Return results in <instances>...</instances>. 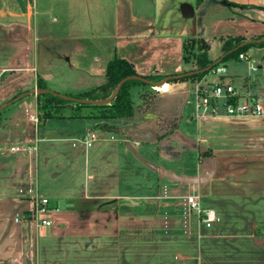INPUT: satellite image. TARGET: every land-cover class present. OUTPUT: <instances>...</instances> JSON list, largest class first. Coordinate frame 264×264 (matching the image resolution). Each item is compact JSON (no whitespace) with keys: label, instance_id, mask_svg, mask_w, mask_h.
<instances>
[{"label":"crops","instance_id":"crops-1","mask_svg":"<svg viewBox=\"0 0 264 264\" xmlns=\"http://www.w3.org/2000/svg\"><path fill=\"white\" fill-rule=\"evenodd\" d=\"M181 3L193 7L192 17L181 15ZM214 34L222 42L264 37V0H0V105L3 83L21 73L31 90L38 79L66 95L94 89L105 82L114 57L140 76L181 75L191 69L177 64H186L183 43L198 40L207 52L200 39ZM244 53L259 63L258 72L243 63L250 71L243 90L227 76L241 95L262 96L264 47ZM171 80L131 87V117L49 118L36 130V95L27 115L18 108L0 116V171L7 174L0 192V264L63 262L59 246L94 249L129 218L180 212L188 193L198 194L221 220L235 215L249 227H264V215H256L264 212V116L197 117L198 81L188 79L192 96L186 79ZM89 133L95 139L84 148L80 140ZM21 140L23 150L10 151ZM36 195L48 200L41 218L49 226L30 218Z\"/></svg>","mask_w":264,"mask_h":264},{"label":"rangeland","instance_id":"rangeland-1","mask_svg":"<svg viewBox=\"0 0 264 264\" xmlns=\"http://www.w3.org/2000/svg\"><path fill=\"white\" fill-rule=\"evenodd\" d=\"M216 32L218 31L215 30L214 33ZM200 40L206 42L208 56L215 60L220 54L221 36L214 34ZM243 63L246 62L229 60L221 63L226 67V74L232 76L234 84L237 88L241 87V90H243L241 81L249 71ZM177 64H181L183 70L190 67L191 69L187 71L195 69L193 61ZM233 71L239 74L233 75ZM19 75L23 77L3 83V104L0 106L12 101L0 111V116L3 118L7 113L18 108L24 113L27 103L34 101L33 94L19 99L13 98V95L17 93V87L24 90L29 89L28 86H30L28 76L22 73ZM203 77L202 83H214L218 80L211 70ZM191 80L186 79L183 82L188 83L191 89L189 95L193 96L194 83ZM33 106L34 102L32 111ZM71 107L70 104L64 105L63 113L70 114ZM97 111L98 109L86 110L85 108L81 113H97ZM24 115L27 114L24 113ZM42 125V121L36 123V130ZM13 146L21 148L24 147V143L21 140L16 144L13 143ZM0 153L3 154V152ZM0 159L3 157L0 156ZM6 175L0 171V192L3 191V180ZM179 208L180 212L176 214L144 213L145 217L137 215L135 221L129 218L127 226L119 228L117 236L96 243L94 249L75 244L61 245L59 248L68 250L67 252L61 249L58 251L59 256L65 258V261L54 264H264V227H249L234 215L230 217V220L223 218L211 229H204L198 224L196 215L183 210L182 207ZM256 215L263 216L264 212ZM246 217L249 218L248 215Z\"/></svg>","mask_w":264,"mask_h":264},{"label":"trees","instance_id":"trees-1","mask_svg":"<svg viewBox=\"0 0 264 264\" xmlns=\"http://www.w3.org/2000/svg\"><path fill=\"white\" fill-rule=\"evenodd\" d=\"M202 0H197L201 2ZM230 5L229 2H226ZM244 42V38L238 37H226L223 39L221 46V56L215 60L209 59L206 50L202 46L201 42L195 39H189L183 43V60L185 63L193 61L195 65L194 70L206 69L210 67L208 71H203L191 76H184L180 79H193L199 81L206 75L214 66L212 64L220 59L221 63L228 60H238V55L246 52L253 46L264 47V41L259 43H248L241 46ZM192 58V60H191ZM192 70V71H194ZM140 76L136 73L133 65L124 58L114 57L108 61L105 70V82L102 85L95 87L89 91H85L75 95H68L71 97L85 99V100H102L108 98L114 91L119 81L128 76ZM149 81H160L161 77L141 76ZM179 79H173L171 81H177ZM135 85H148L147 83L130 79L123 83L119 91L114 95L113 99L103 105H91L79 102H72L69 100L61 99L50 93H40L36 95V108H37V121H44L49 118H81V117H96L102 119L113 118H126L131 117L133 114V103L131 100L130 89ZM36 86L38 89H46V86L38 79ZM22 93V92H21ZM17 93L13 98H16ZM70 104L72 111L70 114L65 115L63 113V106ZM98 109L97 113H81L82 109Z\"/></svg>","mask_w":264,"mask_h":264},{"label":"built area","instance_id":"built-area-1","mask_svg":"<svg viewBox=\"0 0 264 264\" xmlns=\"http://www.w3.org/2000/svg\"><path fill=\"white\" fill-rule=\"evenodd\" d=\"M238 60L245 61L248 68L253 73H257L260 69L259 63H256L253 59L247 56L246 53L238 55ZM211 72L218 77V80L214 83L201 81L197 82L195 89V116H264V95L262 96H243L233 86L232 80L226 74V67L224 64H217ZM95 139L94 133H89L87 136H83L80 143L84 148L91 146ZM27 149H35V146L26 147ZM25 148V149H26ZM23 148L11 147L10 151H20ZM31 192V189H28ZM34 209L30 215V218L35 221L37 226H49L50 220L41 218L42 214L49 211L48 200L44 197L35 196ZM183 210L196 215L198 224L204 229L213 228L218 222L221 221L220 216L212 208H205L201 205L200 196L198 194L188 193L181 202ZM21 219V216L16 215L15 221Z\"/></svg>","mask_w":264,"mask_h":264},{"label":"water","instance_id":"water-1","mask_svg":"<svg viewBox=\"0 0 264 264\" xmlns=\"http://www.w3.org/2000/svg\"><path fill=\"white\" fill-rule=\"evenodd\" d=\"M179 10L181 12V15L184 17V18H189V17H192L193 16V7L188 4V3H181L179 5ZM264 41V37H261V38H257V39H250V40H247V41H244L243 43H241V46L244 45V44H248V43H259V42H263ZM221 59H218L216 60L212 66H215L219 63H221ZM210 69V67H207L206 69H199V70H194V71H190V72H187V73H184V74H181V75H172V76H167L165 77L164 79L160 80V81H157V82H152V81H149L141 76H137V75H134V76H128V77H125L123 79H121L119 81V83L117 84V86L115 87L113 93L106 99H102V100H93V101H90V100H85V99H79V98H75V97H71V96H68V95H63V94H59L57 92H54V91H51L50 89H33V90H30V91H27V92H24V93H21L19 94L16 98H22L24 97L25 95H28V94H33V95H37V94H40V93H50L52 95H55L61 99H64V100H69V101H72V102H79V103H84V104H91V105H103V104H107L109 103L114 95L119 91L121 85L123 83H125L127 80H130V79H137V80H140V81H143L145 83H147L148 85H151V86H159L163 83H166L168 80L170 79H179L181 77H184V76H191V75H194V74H198V73H201L203 71H208ZM12 101H9L8 103H6L5 105L3 106H0V111L2 109H4L8 104H10ZM163 173V172H162ZM175 179H178L179 181H182L183 183H194L195 180L192 179V178H187V177H175L173 176Z\"/></svg>","mask_w":264,"mask_h":264}]
</instances>
